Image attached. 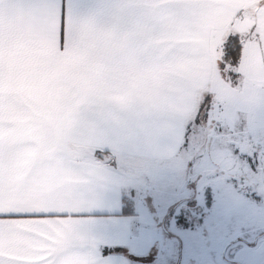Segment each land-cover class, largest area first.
Wrapping results in <instances>:
<instances>
[{
  "label": "crops",
  "instance_id": "obj_1",
  "mask_svg": "<svg viewBox=\"0 0 264 264\" xmlns=\"http://www.w3.org/2000/svg\"><path fill=\"white\" fill-rule=\"evenodd\" d=\"M257 1L0 0V264H129L135 187L96 150L175 158L198 92L217 77L212 46ZM240 71L259 128L254 39Z\"/></svg>",
  "mask_w": 264,
  "mask_h": 264
},
{
  "label": "rangeland",
  "instance_id": "obj_2",
  "mask_svg": "<svg viewBox=\"0 0 264 264\" xmlns=\"http://www.w3.org/2000/svg\"><path fill=\"white\" fill-rule=\"evenodd\" d=\"M259 1L241 11L248 16L238 15L241 23L231 32L244 43L257 42L264 66V0ZM212 48L218 59L219 46ZM242 91L241 83L223 81L201 88L203 104L197 110L195 102L187 114L175 158L112 156L135 187L139 210L129 264H264V110L263 125L249 127L254 100ZM161 226L170 237L160 236ZM192 238L199 246H188ZM149 243L155 245L143 258L140 250Z\"/></svg>",
  "mask_w": 264,
  "mask_h": 264
},
{
  "label": "trees",
  "instance_id": "obj_3",
  "mask_svg": "<svg viewBox=\"0 0 264 264\" xmlns=\"http://www.w3.org/2000/svg\"><path fill=\"white\" fill-rule=\"evenodd\" d=\"M244 38L241 37L236 32H227L224 38H222L219 48L220 54L216 62L215 67V77L216 79L211 82L208 87L213 86L214 82L223 81L228 86L236 85L241 83L240 68L237 67L239 60L242 54ZM221 83V82H220ZM210 90V88H209ZM208 95V96H207ZM205 97L207 100L210 98V92ZM199 105L196 107L198 110L201 106V103L198 102ZM203 104V103H202ZM207 107L205 108V113H207L210 108L209 102L207 103ZM98 155H101L107 158V162L110 164H114V159L110 157V154L106 150H96ZM134 212V201L130 197L123 196L122 197V213L129 215Z\"/></svg>",
  "mask_w": 264,
  "mask_h": 264
}]
</instances>
